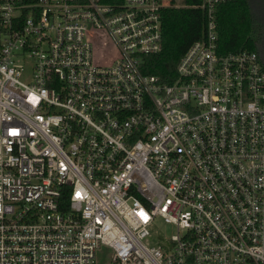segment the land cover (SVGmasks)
Segmentation results:
<instances>
[{
  "label": "built area",
  "instance_id": "2783aa9c",
  "mask_svg": "<svg viewBox=\"0 0 264 264\" xmlns=\"http://www.w3.org/2000/svg\"><path fill=\"white\" fill-rule=\"evenodd\" d=\"M225 1L0 0V264H264V66L219 50ZM167 8L205 15L168 83Z\"/></svg>",
  "mask_w": 264,
  "mask_h": 264
},
{
  "label": "trees",
  "instance_id": "16d2710c",
  "mask_svg": "<svg viewBox=\"0 0 264 264\" xmlns=\"http://www.w3.org/2000/svg\"><path fill=\"white\" fill-rule=\"evenodd\" d=\"M191 1V0H190ZM264 0H227L216 8L218 48L222 53L253 50L264 66ZM205 15L195 8H167L161 13L162 48L142 56L140 70L162 82L175 79L187 47L204 34Z\"/></svg>",
  "mask_w": 264,
  "mask_h": 264
},
{
  "label": "rangeland",
  "instance_id": "374dc122",
  "mask_svg": "<svg viewBox=\"0 0 264 264\" xmlns=\"http://www.w3.org/2000/svg\"><path fill=\"white\" fill-rule=\"evenodd\" d=\"M263 12H264V6L262 7ZM150 235L144 240V242L149 245H155L158 242L159 243H165L169 240L170 236L174 233H176L177 229L176 226L164 222L162 218L157 217L154 221L153 224L150 226ZM99 258L101 262H105L108 258V251H105L102 254H99Z\"/></svg>",
  "mask_w": 264,
  "mask_h": 264
}]
</instances>
